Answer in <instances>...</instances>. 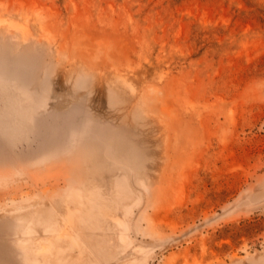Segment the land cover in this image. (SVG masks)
Masks as SVG:
<instances>
[{"label":"rangeland","instance_id":"obj_1","mask_svg":"<svg viewBox=\"0 0 264 264\" xmlns=\"http://www.w3.org/2000/svg\"><path fill=\"white\" fill-rule=\"evenodd\" d=\"M0 264H264V0H0Z\"/></svg>","mask_w":264,"mask_h":264}]
</instances>
